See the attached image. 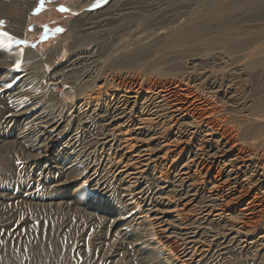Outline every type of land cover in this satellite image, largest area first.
<instances>
[{
  "label": "bare ground",
  "instance_id": "obj_1",
  "mask_svg": "<svg viewBox=\"0 0 264 264\" xmlns=\"http://www.w3.org/2000/svg\"><path fill=\"white\" fill-rule=\"evenodd\" d=\"M36 1L0 0V18L9 21L6 29L15 35L24 32ZM88 1H72L71 5L80 9ZM121 1L113 0L99 10L98 14L105 12L100 18L112 23L121 16H134L133 1ZM252 1L219 3L207 17L168 32L166 44L182 46L197 41L209 21L226 23V16ZM88 20L83 22L85 30L99 26L95 20ZM210 42L217 43L215 39ZM236 43L227 45L228 51L247 45ZM64 45L65 39L44 55L9 43L5 46L12 48L10 51H0V169L2 159L13 149L24 154L22 159L29 169L24 191L19 195L0 192V208L16 198L23 202L34 187L41 186L46 193L60 190L74 176H81L84 186L96 189L111 186L114 179V188L132 203L128 210H138L137 226L142 225L158 245L167 246V257H159L154 246L147 251L138 247L135 253L127 254L126 261L130 263H123V259L120 264H264V57L255 58L254 50L241 56L219 50L209 56L198 55L189 67H179L178 75L163 79L160 85H132L102 78L101 66L92 71L85 67L91 55H79L72 49L65 72H42L41 60L63 53ZM157 47L153 43L136 48L111 65L136 63ZM90 60L89 64L96 57ZM18 63L23 64V72L14 75V85H4L8 70ZM82 65L86 69L77 85L70 73ZM58 84L68 85L70 105L64 95L55 93ZM95 86L97 94L105 92L100 107L90 105V99H96L90 93ZM157 125L162 134L174 129L164 143L167 146L162 156L147 153L151 146L136 147L128 153L134 141L143 140L150 134L149 128ZM157 133L154 130L155 137ZM60 137L64 140L56 148ZM180 143L184 145L179 151L172 149ZM184 152L186 157L178 164ZM118 163L121 165L117 168ZM111 167L116 169L109 174ZM151 172L158 173L154 181L147 178ZM165 200L175 202L174 208L168 210L174 212L172 219L157 215L167 212L157 207L166 204ZM80 203L77 199L50 202L74 210L81 209ZM189 205L194 214L185 219L182 210ZM259 224H263L260 235L247 237ZM156 225L158 231L154 229ZM33 251L34 264H42L38 259L46 258V251ZM102 256L103 263H112L106 254ZM133 256L137 258L129 261ZM19 260L7 249L0 264H20Z\"/></svg>",
  "mask_w": 264,
  "mask_h": 264
},
{
  "label": "rangeland",
  "instance_id": "obj_2",
  "mask_svg": "<svg viewBox=\"0 0 264 264\" xmlns=\"http://www.w3.org/2000/svg\"><path fill=\"white\" fill-rule=\"evenodd\" d=\"M72 1L79 0H44L43 7L37 12L34 11L39 6V0H37L30 12V18L24 28L25 31L21 32L20 35L8 31L6 29L9 24L8 19L0 18L6 21L3 26H0V30L7 31L16 41H24V43L10 42L7 37L0 36V51H10L12 48L8 47V49L5 46V43H9L10 46L30 48L36 54L44 55L51 46L65 39L63 53L48 60H41L39 69L42 72L46 74L52 73L54 70L58 73L65 72L69 52L72 49L79 55L82 53V55L86 54L87 57L91 55L89 61L96 57L97 62L89 64L88 61L85 63V67L92 71L101 66L99 70L102 78L111 82L124 81L132 85L151 83L160 85L163 79L172 77L174 74L178 75L179 67H189L190 62L194 61L192 59L198 55L209 56V54L212 55L219 50H225L233 56H241L249 50L252 52L254 50L255 58L264 57V0H254L250 5H243L225 17L228 20L226 23L209 21L208 28L196 38L197 41L188 42L182 46L167 45L166 34L187 22L207 17L211 11L217 9L219 3L229 0H130L133 1L132 7L135 15L121 16L112 23H107L101 19L105 16V12L102 15L98 13L113 0H89L80 9L73 7ZM239 1L242 4L246 2V0ZM61 8L67 10L62 11ZM87 18L92 21L95 20V24H99V26L85 30L83 22ZM135 32L136 34L133 35ZM74 37L76 38L73 39ZM213 39L217 43H211L210 41ZM239 41L247 42V45L245 44L246 49L239 47L233 51H228L229 45ZM153 43L159 47L154 52L140 58L136 63L111 65L113 60L122 58L136 48ZM177 52L184 53L177 57L175 55ZM18 64L19 67L15 65L8 70L7 82L4 85H14V75L23 72V64ZM82 66L77 67V71L74 69L70 73L73 74L74 81L76 79L75 84L77 85L81 83L82 70L86 69L84 65ZM9 82L10 84H8ZM96 87L92 88L90 92L92 96L96 97V99H90L91 107L102 106L105 98V92L102 91L97 94ZM68 89L67 84H58L55 90L56 94L64 95L67 106L72 100V96L67 94ZM118 93H122V91ZM253 97L254 95L249 96V98ZM137 107L138 105L135 106V111ZM158 126L160 127V125L154 126V129L150 127L148 130L150 134L145 136L143 140L134 141L136 144L128 153L131 154L136 147L151 146L149 148L151 151L147 150V153L150 152L153 157L162 156L166 149L165 146H167L164 143H166L167 138L171 137L174 129H169L163 135L161 133L162 128ZM119 127L118 129H122V126ZM154 130L158 132L156 137L153 134ZM0 131H2L1 128ZM16 133L17 130H14L13 134ZM61 138L56 142V148L61 146L64 140ZM157 143L159 145H156ZM182 144L184 145V143H180L178 146H172V149L179 151L183 146ZM22 155L24 156L22 152L13 149L8 156L2 159L0 192H8L16 196L24 191L29 169L23 162ZM169 155H173V153H169ZM185 157L186 152L179 157L178 164ZM169 162L170 159L167 163ZM120 165L121 163H118L116 167L118 168ZM116 167H111L109 174L113 173ZM107 170L105 169V171ZM211 174H214V171ZM155 177L158 178L156 172L147 175L150 181L152 179L154 181ZM83 180L84 178L81 176H74L71 180L65 181L60 190L48 193L41 186L34 187L31 195H27L23 202L16 198L14 202L9 201L12 203L1 207L0 261L5 250L10 249L18 255L20 264H34L35 254L33 250L36 248L47 253L46 258L38 259L41 260L42 264H105L101 261L104 254L107 255L108 261L112 262L111 264H120L123 259V263L127 262L126 260L129 258L127 254L135 253L133 252L134 249L139 247L141 250L147 251L149 247L153 246L157 253L154 252L159 257H167V250H165L167 246L161 247L156 242V238L150 237V234L147 235V232H144L141 228L142 225L137 226V222L140 221L137 218L138 210H128L132 203L126 194L120 192L118 188H114V179H111L112 185L110 184L111 186H107L105 189H96L87 184L84 186ZM45 193L49 194L50 197L47 198ZM73 199L81 202L78 205L81 209L74 210L64 207V204H50V202L60 203V201ZM165 202L167 201L165 200ZM126 203L127 205H125ZM174 205V200H169L166 204H157L159 210H167V212L157 215L160 217L164 215L162 219H172L174 212L168 210L174 208ZM179 207L183 206L179 205ZM190 211V205L182 210L186 216L185 219L193 217L194 213L192 214ZM7 224L10 226L6 227ZM262 225L256 226L252 234H248L247 237H258ZM154 229L158 231L159 226L156 225ZM161 238L164 241V238ZM164 244L167 242L165 241ZM136 258L133 256L129 261Z\"/></svg>",
  "mask_w": 264,
  "mask_h": 264
},
{
  "label": "snow or ice",
  "instance_id": "obj_3",
  "mask_svg": "<svg viewBox=\"0 0 264 264\" xmlns=\"http://www.w3.org/2000/svg\"><path fill=\"white\" fill-rule=\"evenodd\" d=\"M44 5V0H39V6L34 11H39ZM62 11H66L67 9L61 8ZM6 23L5 20L0 19V26H3ZM0 36L7 37L10 42H20L24 43V41H16L14 37H11L10 34L7 31L0 30ZM16 67H19V64L16 65Z\"/></svg>",
  "mask_w": 264,
  "mask_h": 264
}]
</instances>
